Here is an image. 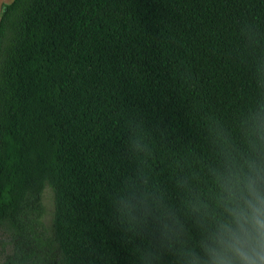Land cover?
<instances>
[{
  "label": "trees",
  "instance_id": "16d2710c",
  "mask_svg": "<svg viewBox=\"0 0 264 264\" xmlns=\"http://www.w3.org/2000/svg\"><path fill=\"white\" fill-rule=\"evenodd\" d=\"M264 96V0H12L0 15V264H131L108 196L127 127L152 133L161 180L212 162ZM53 192L52 236L42 193Z\"/></svg>",
  "mask_w": 264,
  "mask_h": 264
},
{
  "label": "clouds",
  "instance_id": "9594fccd",
  "mask_svg": "<svg viewBox=\"0 0 264 264\" xmlns=\"http://www.w3.org/2000/svg\"><path fill=\"white\" fill-rule=\"evenodd\" d=\"M207 135L212 162L164 181L152 133L129 122V167L109 193L108 220L131 264H264V96L231 129L209 119Z\"/></svg>",
  "mask_w": 264,
  "mask_h": 264
},
{
  "label": "rangeland",
  "instance_id": "374dc122",
  "mask_svg": "<svg viewBox=\"0 0 264 264\" xmlns=\"http://www.w3.org/2000/svg\"><path fill=\"white\" fill-rule=\"evenodd\" d=\"M42 203L44 206L43 223L47 229V234L52 236V223H53V192L49 186H45L42 193ZM6 238L0 233V241H4ZM9 252V247L2 246L0 242V260H2ZM41 257L47 264H56L57 251L55 248L45 247L41 252Z\"/></svg>",
  "mask_w": 264,
  "mask_h": 264
},
{
  "label": "crops",
  "instance_id": "0c3cea01",
  "mask_svg": "<svg viewBox=\"0 0 264 264\" xmlns=\"http://www.w3.org/2000/svg\"><path fill=\"white\" fill-rule=\"evenodd\" d=\"M12 0H0V15H1V12L4 8V6L8 3H10Z\"/></svg>",
  "mask_w": 264,
  "mask_h": 264
}]
</instances>
